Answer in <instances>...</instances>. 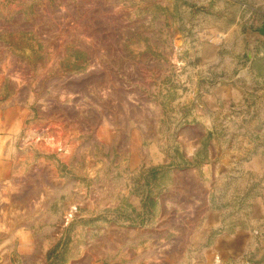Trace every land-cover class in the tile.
<instances>
[{"label": "rangeland", "instance_id": "374dc122", "mask_svg": "<svg viewBox=\"0 0 264 264\" xmlns=\"http://www.w3.org/2000/svg\"><path fill=\"white\" fill-rule=\"evenodd\" d=\"M263 188L264 0H0L8 251L219 264L209 206Z\"/></svg>", "mask_w": 264, "mask_h": 264}, {"label": "crops", "instance_id": "0c3cea01", "mask_svg": "<svg viewBox=\"0 0 264 264\" xmlns=\"http://www.w3.org/2000/svg\"><path fill=\"white\" fill-rule=\"evenodd\" d=\"M246 197L242 194L232 210L209 206L211 212L223 216L202 247L213 253L219 264H264V188ZM18 235L9 251L0 243V264H47L46 259H33L37 234L28 231ZM245 253L248 260L243 261ZM206 261L212 264L213 259L206 257Z\"/></svg>", "mask_w": 264, "mask_h": 264}]
</instances>
